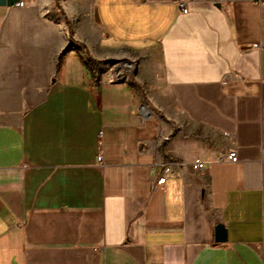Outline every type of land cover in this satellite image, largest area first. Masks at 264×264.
<instances>
[{
  "label": "crops",
  "instance_id": "0c3cea01",
  "mask_svg": "<svg viewBox=\"0 0 264 264\" xmlns=\"http://www.w3.org/2000/svg\"><path fill=\"white\" fill-rule=\"evenodd\" d=\"M24 1L0 5V264H264V0Z\"/></svg>",
  "mask_w": 264,
  "mask_h": 264
},
{
  "label": "built area",
  "instance_id": "2783aa9c",
  "mask_svg": "<svg viewBox=\"0 0 264 264\" xmlns=\"http://www.w3.org/2000/svg\"><path fill=\"white\" fill-rule=\"evenodd\" d=\"M210 2H212L213 4H221L223 1L226 0H209ZM16 5H18L19 7H25L26 3L24 0H18L16 2ZM179 7L180 10L184 13L188 12V2L186 1H181L179 3ZM238 154L236 151H232L229 154V159L233 162L238 161ZM193 167L194 169L198 170V171H205L206 170V166H205V162L202 161L200 158H197L194 163H193ZM181 169V163L175 160H169L165 163H163L162 167H161V175L158 179V184L164 183L167 179V177L169 176H173L178 174V172Z\"/></svg>",
  "mask_w": 264,
  "mask_h": 264
},
{
  "label": "water",
  "instance_id": "95a60500",
  "mask_svg": "<svg viewBox=\"0 0 264 264\" xmlns=\"http://www.w3.org/2000/svg\"><path fill=\"white\" fill-rule=\"evenodd\" d=\"M18 0H0V5H14ZM142 111L144 114H146V105L143 104L141 106ZM218 233H219V240L224 241L225 240V230L222 227H218Z\"/></svg>",
  "mask_w": 264,
  "mask_h": 264
},
{
  "label": "rangeland",
  "instance_id": "374dc122",
  "mask_svg": "<svg viewBox=\"0 0 264 264\" xmlns=\"http://www.w3.org/2000/svg\"><path fill=\"white\" fill-rule=\"evenodd\" d=\"M120 65H122V64L119 63V62L115 63V66L112 68V72L115 73L116 72V68H118Z\"/></svg>",
  "mask_w": 264,
  "mask_h": 264
},
{
  "label": "bare ground",
  "instance_id": "6f19581e",
  "mask_svg": "<svg viewBox=\"0 0 264 264\" xmlns=\"http://www.w3.org/2000/svg\"><path fill=\"white\" fill-rule=\"evenodd\" d=\"M123 72V71H122ZM146 111V110H145Z\"/></svg>",
  "mask_w": 264,
  "mask_h": 264
}]
</instances>
